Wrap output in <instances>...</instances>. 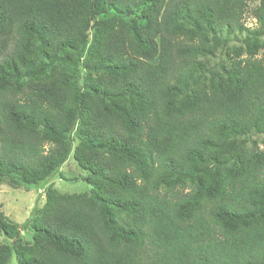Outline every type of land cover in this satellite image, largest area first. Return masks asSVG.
I'll list each match as a JSON object with an SVG mask.
<instances>
[{
  "label": "trees",
  "instance_id": "16d2710c",
  "mask_svg": "<svg viewBox=\"0 0 264 264\" xmlns=\"http://www.w3.org/2000/svg\"><path fill=\"white\" fill-rule=\"evenodd\" d=\"M247 10L0 0V183L43 188L72 152L90 185L46 187L29 242L0 210V264H264V0L257 27Z\"/></svg>",
  "mask_w": 264,
  "mask_h": 264
},
{
  "label": "rangeland",
  "instance_id": "374dc122",
  "mask_svg": "<svg viewBox=\"0 0 264 264\" xmlns=\"http://www.w3.org/2000/svg\"><path fill=\"white\" fill-rule=\"evenodd\" d=\"M258 3L259 0H248V10L243 19L244 24L250 29L257 27L256 19L252 16L251 11ZM228 45H242L241 37L238 36L231 40ZM263 54L264 49H261L258 56ZM220 58L221 55H218L215 60ZM251 139L255 140L259 148L264 149V136L262 134L253 135ZM71 145L74 148L76 141H73ZM87 175V172L77 165L71 152L67 161L60 167L59 174L50 179L43 188L25 185L12 187L7 182V178H4L0 183V210L10 221L18 224L20 228L19 238L22 243L31 240L32 232L28 226L29 223L26 221L30 218L32 210L43 204L46 187L52 186L64 194L87 193L90 190V185L84 179ZM25 222L28 224L25 225ZM1 242L9 243L10 240L2 239ZM10 264H16L14 255L11 257Z\"/></svg>",
  "mask_w": 264,
  "mask_h": 264
}]
</instances>
